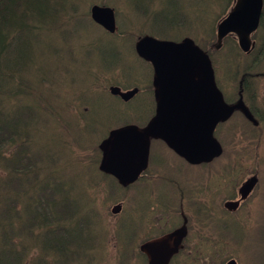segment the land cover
I'll return each instance as SVG.
<instances>
[{"label": "rangeland", "instance_id": "obj_1", "mask_svg": "<svg viewBox=\"0 0 264 264\" xmlns=\"http://www.w3.org/2000/svg\"><path fill=\"white\" fill-rule=\"evenodd\" d=\"M110 1L112 0H108ZM157 1L165 4L162 8L164 15L160 11L154 15L141 16L143 26L157 21L169 24L163 18L173 11L168 7L170 6L169 0ZM221 1L173 0V3L177 8L175 14L181 13L179 10L185 11L183 18L191 25L189 29L191 36H195L196 42L203 44L206 39L210 38L212 22L224 10V4ZM213 3L219 5L213 6ZM138 9L142 11L143 8ZM134 11L138 12L137 9ZM118 16L121 20L116 18V33L119 34L123 32L122 21L127 14L122 12ZM133 17L137 18L138 15L134 14ZM80 25L74 24L72 28L64 26V31L59 36L49 40L25 38L24 43L30 44L32 49L21 48V68H18L13 77L21 80L24 86L32 88L33 91H43L42 95L35 97L33 92L20 91L15 98L1 102L4 106L1 116L3 122L7 124L16 120V129L19 128L21 134H26L31 138L30 144L23 151L29 157L38 159V162L35 160L36 166L39 160L44 166L51 162L49 166H53L56 164L53 161L55 156L63 153L64 150L68 154L65 157L59 156L58 159L63 161L64 166L68 168L76 166L71 153L73 149L71 146L67 147L72 140L70 137L80 145L99 144L107 136L102 138L110 127L123 123L143 124L150 118V113L153 114L149 102L152 88L149 86L151 76L148 66L136 62L131 53H128V57H122V52H115L116 54L113 52V43L118 38L116 33L105 32L93 25ZM71 30L76 31V38L70 37ZM232 37L229 35L224 38L220 44L221 47L219 46L220 49L226 41L231 43ZM229 42L225 43L227 50L221 52L218 49L214 51L217 53H213L214 79L217 85L220 84L222 91H225L222 85L232 86L234 84V78L230 81L226 73H230L233 77L239 75L237 69L233 67L238 60L240 67L247 61L245 58L237 60L229 58L233 50ZM197 47L202 50L201 46ZM101 61L122 66L125 76H121V71L118 70L102 71L99 74L95 66ZM226 61L229 65L225 63ZM91 67L94 69H90ZM256 68L257 71L264 72V59L258 60ZM139 78L147 79V93L140 96L142 89L138 88L137 93L128 102H122L117 97L122 104L116 100L117 98H112L114 96L110 94L111 87L120 88L122 91L131 90L133 84H138L136 80L139 81ZM199 78L197 76L196 79ZM13 83L14 81L10 78L6 79L5 84H10L12 89H14ZM47 83L49 85L45 87ZM261 85L262 88H257L258 101L255 105L260 121L259 126L252 129L244 122L241 115L234 116L228 122L218 125L214 134L223 150L216 160L193 163L203 164L198 167L189 166L184 164L162 142L153 140L148 151L150 163L145 176L141 178V181L121 191L118 187L107 184L102 178L103 175L97 170L98 174L94 166H88L84 171H82V166H76V169L68 174L63 187L67 189L66 185L82 186L81 178L86 174H89L92 180L95 179L88 187L90 194L87 202L90 203V208L95 212L100 223L98 224L95 218H88L87 206L84 210L80 209L82 212L76 216L69 205L70 211L73 212L72 218L68 220L67 227L63 228H66L73 238L79 235L81 229L86 226H90L89 232L97 237L100 232L107 231L104 247L96 248L94 254L100 252L108 256L107 264H116L122 256L139 264L140 258L136 254L138 244L178 227L181 223L180 205L185 217H189L187 220L188 233L182 243L180 258L174 264H225L230 259L236 264H264V94L259 95L264 92V82ZM72 100H78L84 104L89 114L86 112L83 119L72 114L68 109V103ZM237 102L235 99L232 105H236ZM54 111L58 114L57 117ZM21 145L25 146L22 141L17 143L9 151L4 152L2 158L19 157V160L23 161V166L11 168L0 164V178L8 172L14 182L15 177L21 174V170L27 163V156L18 155ZM85 155L87 156L88 153L86 152ZM159 165L161 176L158 181H152L154 179L144 181L148 176H155L157 173L155 167ZM83 166L87 165L83 164ZM250 168L257 169L259 173L258 183L252 195L241 204L235 213H226L222 208L223 202L238 198L237 189L246 176L251 174L246 175L247 169ZM39 173L37 176L34 175L36 182L33 186L38 182L56 184L54 181L58 179H46V172L42 169ZM150 181L152 182L147 184ZM193 182L198 184L200 190H203L199 192L198 199L202 211L210 212L209 228L205 224L209 220L196 219L191 206L185 203L179 204L180 188L189 192ZM98 183L101 184L102 189L96 190L99 188ZM146 192H148V206L145 205ZM195 193L198 192L195 191ZM30 195L33 200H39L32 187ZM8 200L6 194L1 196L3 209L8 205ZM132 201L136 208L133 207ZM171 201L173 204H167ZM40 205L45 206L43 202H40ZM116 206H123L125 213H113L112 208ZM145 206L147 210L144 212ZM126 212H129L133 225L127 222ZM2 221L0 216V228L4 230ZM249 224H255L252 226L253 232L248 228ZM120 229L124 231L123 235L128 239H131L133 234L137 236L126 254L122 253L117 237ZM85 233L87 237V232ZM21 264H31L30 257L24 256Z\"/></svg>", "mask_w": 264, "mask_h": 264}, {"label": "trees", "instance_id": "obj_2", "mask_svg": "<svg viewBox=\"0 0 264 264\" xmlns=\"http://www.w3.org/2000/svg\"><path fill=\"white\" fill-rule=\"evenodd\" d=\"M94 1L96 0H0V164L3 167L11 168L23 166V161L19 160V157L2 158L4 152L9 151L21 141L25 146H20L18 155L27 156V163L24 165V169L21 170V174L15 177L16 180L14 182L8 172L0 178V216L4 224V230L0 228V264H21L24 256L30 257L31 264H55V262L56 264H107L108 256L100 252L94 254L96 248L102 249L104 247L107 231H99L100 233L97 237L89 232L90 226H86V228L81 229L82 231H80L79 235L73 238L72 234L67 232L66 228H63L64 226L67 227L68 220L72 218L73 212L70 211L69 205L73 208L71 209L76 216L80 214L79 212H82L80 209L84 210V207L86 208L87 206L86 215L88 218H95L96 222L100 223L95 212L90 208V203L87 202V197L90 194L88 187H90V182L95 181V179L92 180L89 174H86L81 178L82 186L71 187L66 185L67 189H64L63 186L68 174L73 169H76V166H82V171L86 170L88 166H94L96 172L98 170L103 175L102 178L106 180L107 184L110 183L112 186L118 187L120 191L126 189L120 186L112 177L99 170L102 153L98 150L97 143L89 146L85 144L80 145L74 138L70 137L72 140H70L67 147L71 146L73 149L71 153L76 161V166L73 165V167L68 168L64 166L63 161L58 159L59 156L65 157L68 154L65 150L63 153L55 156L53 161L56 164L53 166H49L52 162L44 166L40 160L38 166H36L35 160L38 162V159L29 157L23 151L30 144L31 138L26 134H21L19 128L16 129V120L7 124L5 121L3 122V119H1L4 111V106L1 104L2 101L15 98L20 94V91L25 93L33 92L35 97L39 94L42 95L43 92L33 91L32 88L24 86L21 80L13 77L18 68H21V48L32 49L30 44L24 43L25 38L32 37L35 40L39 38L53 39L64 31V26L72 28L74 24H81L80 26L93 25L99 28L91 20L89 8L94 4L106 5L114 7L115 15L118 19H120L118 15L122 12L127 14L122 21L123 32L116 33L118 38L113 43V52H122V57H128V53H131L136 62L148 66L150 76H152V71L149 63L139 58L134 51L136 41L145 35H151L153 38L172 42H181L184 39H189L196 47H202V50L199 49L209 56L213 66L214 51L209 48V45L214 42V26H210V38L206 39L203 44L196 42L195 36L192 37L189 30L191 25L183 18L185 11L178 9L181 13L175 14V9L177 8L174 7L173 0H169L170 6L167 5L173 11L163 16L165 18L164 21L167 20L169 24L157 21L145 26H143L141 16L154 15L160 11L163 14L162 8L165 4L162 1V3L157 0ZM101 1H104L105 4L101 3ZM108 3L109 5H107ZM139 7L143 8L142 11L138 9ZM134 9H137L138 12H135ZM134 14L135 16L138 15V17L134 18ZM76 36V31L71 30L70 37L76 38ZM230 46L233 47L231 56H234V59L243 58L235 46L232 44ZM220 50L221 52L227 50L225 43ZM225 63L228 65V61ZM235 66L238 67L239 64H235ZM90 69L94 68L91 67ZM95 70L99 74L102 71L118 70L121 71V76H125L122 66L107 64L102 61L95 66ZM7 78L14 81V89L10 87V84H5ZM136 81L141 87L138 84H133L132 87L142 89L140 96L147 93V79L139 78V81ZM47 85L49 84L47 83L45 87ZM149 86H152L151 81ZM150 93L149 102L150 110L152 111L155 101L151 91ZM112 98L116 99L117 97ZM116 100L122 104L118 98ZM68 104L69 111L80 119H83V116L87 112V107L78 100H72ZM54 115L55 117L58 116L56 112ZM151 115L152 112L149 116ZM145 124L146 122L143 124H119L110 127L102 138L106 135L105 138H107L113 130H119L128 126L143 128ZM86 152L88 153L87 156L85 155ZM83 164L87 166H83ZM41 169L43 172H46V179H58L54 181L56 182L55 185L49 182H38L37 185L33 186L36 182L34 175H39ZM100 183H98L99 188L96 190L102 189ZM31 187L34 189L35 196L39 200H33L30 197ZM3 194H6L9 198L8 205L4 209L1 205V196ZM40 202H43L45 206L42 207ZM2 209L3 211L1 212ZM122 213H125L123 206ZM125 218L129 224L133 225L130 221L129 212H126ZM85 232H87V237ZM123 232L120 229L117 232V237L122 247V253L126 254L128 248L134 244L136 236L133 234L132 238L128 239L123 235ZM93 237H96V239H92ZM136 254L140 258L139 264H147L143 253L138 247ZM179 258L180 252L177 255L174 254L168 264H174ZM116 264L135 263L122 256Z\"/></svg>", "mask_w": 264, "mask_h": 264}, {"label": "water", "instance_id": "obj_3", "mask_svg": "<svg viewBox=\"0 0 264 264\" xmlns=\"http://www.w3.org/2000/svg\"><path fill=\"white\" fill-rule=\"evenodd\" d=\"M261 0H237L228 15L216 26V44L228 34H234L243 52L249 49V35L257 27ZM91 20L109 33L116 32L114 10L107 6L92 5ZM138 56L146 59L152 68L157 85L155 116L141 132L133 126L110 133L98 148L103 152L100 170L116 178L120 184L132 183L145 167L148 138L159 137L166 141L178 155L189 163L207 162L219 155L220 148L212 138L216 123L226 112L218 103L212 72L206 55L200 53L187 39L175 43L150 37L140 39L135 45ZM197 73L202 75L196 80ZM110 93L128 100L133 91L122 93L111 87ZM255 181L248 180L238 189L240 200L250 192ZM238 202L224 206L235 210ZM121 206L112 209L120 212ZM175 242L169 248L165 241L141 246L149 256V264H166L176 250ZM227 264H235L233 260Z\"/></svg>", "mask_w": 264, "mask_h": 264}, {"label": "flooded vegetation", "instance_id": "obj_4", "mask_svg": "<svg viewBox=\"0 0 264 264\" xmlns=\"http://www.w3.org/2000/svg\"><path fill=\"white\" fill-rule=\"evenodd\" d=\"M237 0H223V4H224V10L223 12L220 14L219 20L223 19L225 17V15L227 14V12L230 10V8L235 4ZM182 11V10H181ZM232 36V35H231ZM250 50L244 54V57L247 61H246V67H234L235 69H237V72L239 75L233 77L230 73H227V77L228 79L231 81L232 78H234V80H238L240 79L241 81V88H238L236 85H232V86H228V85H222L225 89V91H222V89H220V84H218V86H214V90L216 91L217 95H218V103L221 104V106L225 109H227V114L224 113V115L222 116V119H226L227 120L223 121V122H219L218 124L221 123H226L230 120V118L234 117V116H238L240 114L244 115H252L253 119L255 120V124L251 121H246L247 124L252 128V129H256L258 127V125L260 124V121L258 119V114L256 112V107L255 105L257 104V88H262L263 86L261 85L264 82V72L260 73V72H256L253 71V67L256 63V60H258L259 58L264 59V7H263V12L261 11L259 19H258V24H257V29L255 30V32L253 34H251L250 36ZM232 45H236L237 46V42L235 37H232V41H231ZM264 91V90H263ZM263 93H260L259 95H262ZM237 99L238 101V105L234 106L233 101L235 99ZM234 99V100H233ZM233 100V101H232ZM229 104L231 106H229ZM243 104L247 107H244ZM237 106L241 109H235L237 108ZM227 107V108H226ZM234 109L233 112L231 113L230 110ZM249 112V114L247 113V111ZM242 111V112H241ZM154 117V116H152ZM151 117V119H153ZM150 119V120H151ZM217 127V126H216ZM215 127V129H216ZM152 139V138H150ZM149 139V140H150ZM166 142V141H165ZM171 151V150H170ZM173 152V151H172ZM174 153V152H173ZM175 154V153H174ZM176 155V154H175ZM177 156V155H176ZM180 160H182L184 162V164L189 165V166H195L198 167L200 164H189V161H187L184 158H181L179 156H177ZM149 156H148V160H147V165L146 168L141 171L137 177V179L135 180V182H133L132 184L141 181V178L143 176H145L144 174L146 173V170H148L149 167ZM160 170V169H159ZM159 170H155L157 173L155 174V176H148L146 177V179L144 181L147 180H152V181H156L160 175ZM251 173L249 176H246V178L244 179L243 182L248 181V180H254L255 184L250 192V194L248 195L251 196L253 193V190L255 189L257 183H258V170L257 169H247V173ZM156 178V179H155ZM152 181L147 182V184H150ZM242 182V183H243ZM131 184V185H132ZM130 185V186H131ZM195 191H197L198 193H195ZM203 192V190H200L198 184H196L195 182H193L191 184L190 187V191L189 192H185L183 191L181 188L179 190V196H180V202L179 204H187L189 206H191V208L193 209V213H194V217L196 219H206L209 220L208 222H205V224L207 225V228H209V224H210V219H211V215L209 211H202L201 206L199 204V192ZM147 193H145V199H146V203L145 205L148 206V199H147ZM247 197V198H248ZM235 199V198H234ZM234 199H230V200H226L225 202H232L235 201ZM237 200V199H236ZM222 204V208L224 209V211L228 214H232L235 213L236 210L239 209V207L241 206V204L244 202H240L237 209L235 211L232 210H226L224 207V203ZM147 206H145L144 208V212L147 210ZM179 210H180V218H181V223L178 227H176L175 229H172L168 232H165L167 234V239H166V244L171 247L172 244H174L176 241H179V248L182 249L183 245L182 243L185 241L188 230H187V220L189 219V217H185L181 206L179 205ZM259 221V219H258ZM232 222V221H230ZM225 223V222H224ZM235 223V222H232ZM255 224H249L248 228L250 229L251 232H253L252 230V226ZM165 235V234H164ZM177 255V254H176Z\"/></svg>", "mask_w": 264, "mask_h": 264}, {"label": "bare ground", "instance_id": "obj_5", "mask_svg": "<svg viewBox=\"0 0 264 264\" xmlns=\"http://www.w3.org/2000/svg\"><path fill=\"white\" fill-rule=\"evenodd\" d=\"M97 1V0H96ZM96 1H94V2H96ZM104 3V1H101V3ZM93 3V2H92ZM105 4V3H104ZM107 5H109V3L107 4ZM111 5V4H110ZM106 6V5H105ZM111 7V6H110ZM114 8V7H113ZM140 35V34H139ZM150 37H151V35H149ZM153 37V36H152ZM139 38V37H138ZM88 114H89V112H87Z\"/></svg>", "mask_w": 264, "mask_h": 264}]
</instances>
